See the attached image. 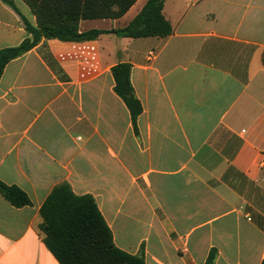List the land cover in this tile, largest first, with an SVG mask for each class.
Returning <instances> with one entry per match:
<instances>
[{
    "label": "crops",
    "instance_id": "crops-1",
    "mask_svg": "<svg viewBox=\"0 0 264 264\" xmlns=\"http://www.w3.org/2000/svg\"><path fill=\"white\" fill-rule=\"evenodd\" d=\"M14 7L35 26L21 0ZM149 0L82 20L96 39H41L0 76V264H59L39 211L54 187L91 196L120 251L144 264L264 261V0H164L167 37L126 38ZM29 34L0 0V50ZM130 66L134 131L111 69Z\"/></svg>",
    "mask_w": 264,
    "mask_h": 264
},
{
    "label": "trees",
    "instance_id": "trees-1",
    "mask_svg": "<svg viewBox=\"0 0 264 264\" xmlns=\"http://www.w3.org/2000/svg\"><path fill=\"white\" fill-rule=\"evenodd\" d=\"M20 17L29 38L15 47L0 50V76L5 65L34 48L41 39L80 42L96 39L103 32L80 34L82 20L118 19L136 0H21L35 17V26L19 14L11 0H1ZM164 0H149L140 13L123 29L110 33L126 38L167 37L172 33L162 16ZM114 92L129 111L134 131L142 108L130 81V66L119 63L111 69ZM0 195L13 207L29 205L26 194L0 182ZM39 230L48 252L59 264H144L139 256L117 249L111 232L91 196L75 195L67 184L53 188L40 211ZM215 252L205 264H213ZM264 264V261L261 262Z\"/></svg>",
    "mask_w": 264,
    "mask_h": 264
}]
</instances>
